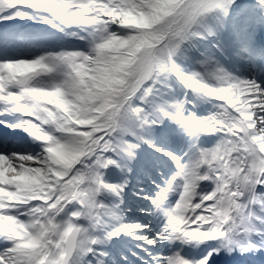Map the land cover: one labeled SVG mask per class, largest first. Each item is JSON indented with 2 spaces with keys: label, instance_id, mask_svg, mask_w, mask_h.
Returning <instances> with one entry per match:
<instances>
[{
  "label": "snow or ice",
  "instance_id": "snow-or-ice-1",
  "mask_svg": "<svg viewBox=\"0 0 264 264\" xmlns=\"http://www.w3.org/2000/svg\"><path fill=\"white\" fill-rule=\"evenodd\" d=\"M0 264H264V0H0Z\"/></svg>",
  "mask_w": 264,
  "mask_h": 264
}]
</instances>
